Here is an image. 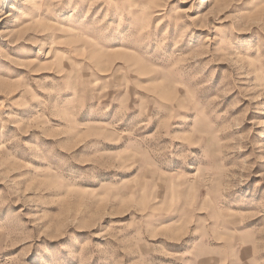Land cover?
I'll list each match as a JSON object with an SVG mask.
<instances>
[{
    "label": "rangeland",
    "instance_id": "obj_1",
    "mask_svg": "<svg viewBox=\"0 0 264 264\" xmlns=\"http://www.w3.org/2000/svg\"><path fill=\"white\" fill-rule=\"evenodd\" d=\"M0 264H264V0H0Z\"/></svg>",
    "mask_w": 264,
    "mask_h": 264
}]
</instances>
